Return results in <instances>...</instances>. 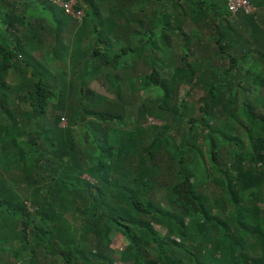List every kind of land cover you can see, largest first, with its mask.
I'll return each mask as SVG.
<instances>
[{
    "label": "trees",
    "instance_id": "16d2710c",
    "mask_svg": "<svg viewBox=\"0 0 264 264\" xmlns=\"http://www.w3.org/2000/svg\"><path fill=\"white\" fill-rule=\"evenodd\" d=\"M248 1L0 0V264H264V0ZM123 85L159 94L125 132Z\"/></svg>",
    "mask_w": 264,
    "mask_h": 264
},
{
    "label": "rangeland",
    "instance_id": "374dc122",
    "mask_svg": "<svg viewBox=\"0 0 264 264\" xmlns=\"http://www.w3.org/2000/svg\"><path fill=\"white\" fill-rule=\"evenodd\" d=\"M31 14H35L36 16H38L37 13H35L34 11H31ZM46 15V14H45ZM37 56H41L39 53L37 54ZM150 66V65H149ZM146 65V69L147 67H149ZM151 68V67H149ZM56 74H59V72L55 71ZM140 74H143V73H140ZM68 77V76H67ZM92 83V88L93 89H96L98 91H100L101 93H103L104 95H106L107 97L111 98V99H115L116 98V93H114V89L111 90V87H110V84L107 82V80L103 77V81H99L98 79L95 80V81H90ZM79 84H82V81L79 80ZM126 85H123L122 88H120L125 94L126 96H129V95H132L133 97V100L131 101L130 98L128 99L129 103L131 102L130 106H129V110H128V117H127V120L126 122L122 125H120V128L122 129V131H128L130 128H133L135 126V123L137 121H140V116H139V113H140V109L142 108V103L145 99V97H149V98H158L159 97V94L158 93H155L156 92V89L152 90L149 95H146L144 94L143 92H130L129 89H127L128 87L125 88ZM86 87L89 88V84H86ZM81 88V86H80ZM191 91V96L189 97L188 93ZM180 93H181V97L182 98H190V102L192 103V105H194L196 107V116L199 118L200 117V112H199V107L201 106V103H202V98L205 97V92L203 89L199 88V87H195L194 89H191L188 85L187 86H184L183 88H181L180 90ZM145 95V96H144ZM242 97L240 96L239 97V101H242ZM259 114H264V107H262L259 111H258ZM131 115H134L135 116V120H133L130 116ZM221 121V120H220ZM157 123H159L157 121ZM68 124V121L65 120V122H63V126H67ZM120 123H118V121L115 123V125H119ZM148 125V124H147ZM149 126V125H148ZM188 130V125H185V128L183 130H181L180 132H175V138L177 139V141L179 143H181L184 139V132ZM150 134L153 135L154 137V133L155 131L153 130H150L149 132ZM219 141V146L216 147V150H219L221 149V154L224 152V150H228L226 147L225 148H221L223 145V143L220 141V139H218ZM201 146L202 148H208V144H206V141H201ZM232 147V146H231ZM230 148V146H229ZM233 148V147H232ZM232 148H230L232 150ZM207 152V150H205ZM7 160V159H6ZM206 161L208 163V165H210V162H209V156L206 155ZM197 180L199 183L201 182H205L207 180V173L205 171H200L198 172L197 174ZM160 230H164V228H161L160 227ZM126 241L125 239L122 237L120 238L119 240V243H116L115 245V250H112V254H116L118 252H120V250H122V248L126 245ZM2 250V249H0ZM5 251V250H4ZM3 253V252H2ZM4 255V254H3ZM9 263L11 264L12 262H10V260H8Z\"/></svg>",
    "mask_w": 264,
    "mask_h": 264
},
{
    "label": "built area",
    "instance_id": "2783aa9c",
    "mask_svg": "<svg viewBox=\"0 0 264 264\" xmlns=\"http://www.w3.org/2000/svg\"><path fill=\"white\" fill-rule=\"evenodd\" d=\"M55 3H58L63 6V8L66 10L68 14H75L74 7L77 4V0H70V1H64V0H54ZM230 7L232 10L237 11L239 9H245L247 12H253L255 9L251 6L248 0H228ZM81 18L84 17L82 12H79L78 14ZM153 118L150 119L152 122ZM65 122V120H64Z\"/></svg>",
    "mask_w": 264,
    "mask_h": 264
}]
</instances>
